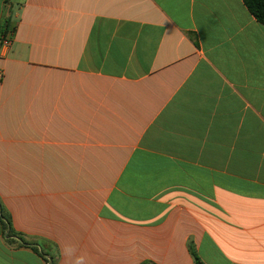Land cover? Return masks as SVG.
<instances>
[{
	"label": "crops",
	"instance_id": "crops-1",
	"mask_svg": "<svg viewBox=\"0 0 264 264\" xmlns=\"http://www.w3.org/2000/svg\"><path fill=\"white\" fill-rule=\"evenodd\" d=\"M0 74V213L53 264H264L244 0H0ZM7 231L0 264H47Z\"/></svg>",
	"mask_w": 264,
	"mask_h": 264
},
{
	"label": "trees",
	"instance_id": "trees-1",
	"mask_svg": "<svg viewBox=\"0 0 264 264\" xmlns=\"http://www.w3.org/2000/svg\"><path fill=\"white\" fill-rule=\"evenodd\" d=\"M244 3L248 8V10L250 11V13L256 18V20L259 23L264 24V0H244ZM6 33H7V27L2 31V35H5ZM0 211H1V206H0ZM0 216L4 220L6 229L8 230L6 234V237L8 239L11 240L14 238L18 239L19 244L21 246L32 247L34 250L38 251L42 256L46 258L47 264H53L52 258L47 253L44 252L43 246L42 247L39 246L40 248H38L36 245L26 242L21 236H19L13 231L10 222L6 218H4V216L1 213ZM190 253L194 257L195 264H202L200 258L198 257L193 247H190Z\"/></svg>",
	"mask_w": 264,
	"mask_h": 264
},
{
	"label": "clouds",
	"instance_id": "clouds-1",
	"mask_svg": "<svg viewBox=\"0 0 264 264\" xmlns=\"http://www.w3.org/2000/svg\"><path fill=\"white\" fill-rule=\"evenodd\" d=\"M83 258L81 257V258H78V264H79V260H82Z\"/></svg>",
	"mask_w": 264,
	"mask_h": 264
},
{
	"label": "built area",
	"instance_id": "built-area-1",
	"mask_svg": "<svg viewBox=\"0 0 264 264\" xmlns=\"http://www.w3.org/2000/svg\"><path fill=\"white\" fill-rule=\"evenodd\" d=\"M5 41V40H2V42ZM6 44L8 45V42H6ZM0 77H1V74H0Z\"/></svg>",
	"mask_w": 264,
	"mask_h": 264
}]
</instances>
